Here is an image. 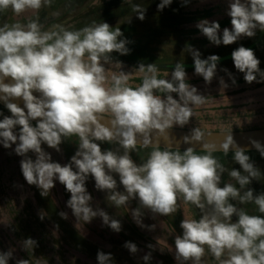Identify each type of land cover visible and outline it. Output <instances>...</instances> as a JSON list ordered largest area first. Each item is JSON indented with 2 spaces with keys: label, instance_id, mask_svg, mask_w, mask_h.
I'll use <instances>...</instances> for the list:
<instances>
[{
  "label": "clouds",
  "instance_id": "clouds-1",
  "mask_svg": "<svg viewBox=\"0 0 264 264\" xmlns=\"http://www.w3.org/2000/svg\"><path fill=\"white\" fill-rule=\"evenodd\" d=\"M172 2L161 0L157 7L162 11ZM51 3L52 0H0V12L11 9L20 15ZM132 10L140 20L145 18V9L139 5H133ZM227 15L232 27L224 28L222 36L216 21L201 19L196 27L217 46L231 45L241 37H254L257 29L264 32V0H231ZM42 27L38 18L26 25L0 26V93L3 94L0 100L11 113L0 120V144L4 148L15 145V153L24 157L20 167L27 184L37 186L42 196H48L58 180L70 193L67 206L77 221L90 223L99 216L115 232L121 230L119 220L100 208L94 210L90 204L92 196L86 188L89 175L95 181V188L107 192V201L117 208L138 198L140 207L132 210V216L141 227H146L141 209L167 217L177 211L178 201L182 199L184 204L199 209L201 215L199 219L185 218L180 223L182 234L174 240L178 264L188 261L202 264L206 248L217 264H264V215H250L230 202L254 203L259 213L264 214V193L254 195L247 188L262 173L246 149L239 147L232 135H227L219 147L204 143L206 154L203 155L192 147L183 152L171 151L169 147L160 150L161 137L168 145L173 143L167 130L174 125H186L195 115L194 107L206 103V97L188 83L184 64L177 62L171 79H164L158 78L159 70L154 63H141L135 71L142 82L133 87L129 83L132 73L109 74L105 68V64L113 63L111 53H129L120 28L96 21L77 30L53 25L52 30L43 31ZM185 51L193 58L195 74L210 83L220 57L209 55L202 59L201 53L191 46ZM231 57L247 83L260 82L257 76L264 80V71L253 49L240 46ZM115 65L121 68L120 62ZM5 78H11V82L5 83ZM221 84L227 87L222 79ZM13 98H22L24 107L10 102ZM106 117L110 119L105 120ZM34 120L35 126L31 123ZM204 135L196 128L191 137L183 139L185 143L201 141ZM73 136L78 137V150L67 164L53 162L42 148L46 144L60 152L64 139ZM104 142L118 147L102 150ZM250 142L264 158V146L257 140ZM137 145L153 149L139 165L130 155ZM230 148L242 171L233 168L228 174L239 188L232 183L221 186L226 169L212 155L218 149L227 154ZM29 152L35 154V160L27 155ZM113 174H118L123 191L117 190ZM242 189H246L243 194ZM60 215L67 218L66 213ZM234 216L237 219L233 222ZM35 245L31 238L23 241L24 249ZM124 247L133 254L138 251L132 242H125ZM11 257V251L0 252V264H8ZM143 259L147 264L151 254ZM97 261L111 264L112 256L98 251ZM16 264H30V261L22 259Z\"/></svg>",
  "mask_w": 264,
  "mask_h": 264
},
{
  "label": "rangeland",
  "instance_id": "rangeland-1",
  "mask_svg": "<svg viewBox=\"0 0 264 264\" xmlns=\"http://www.w3.org/2000/svg\"><path fill=\"white\" fill-rule=\"evenodd\" d=\"M160 2L161 0H52L50 6H43L38 11L28 10L20 15L14 14L11 9L0 12V26L5 23L26 25L29 20L38 18L43 31L52 30L53 25L77 30L93 21L107 22L113 28L121 29V39H126L129 53H111L113 63L105 64V68L109 74L119 71L132 73L129 83L133 87L142 82L135 71L141 63H154L159 70L158 78L164 79H171L173 71L162 69L164 66L175 65L177 62L184 66L194 64L191 54L185 51L188 46L198 50L202 59L209 55L223 56L227 62L217 66L216 75L210 83L195 74L194 69L185 67L188 83L206 97V103L194 107L195 115L186 125H174L172 128H198L209 132L264 129V80L257 76L260 82L247 83L244 73L235 68L231 57L233 50L240 46L251 48L260 60V69L264 71V32L257 29L254 37H241L231 45L217 46L196 25L201 19L216 21L221 26L219 34L222 36L224 28L232 27L231 18L227 15L231 0H187V3L184 0H173L162 11L157 7ZM133 5L145 9L143 20L133 12ZM117 61L121 63L120 69L115 65ZM221 79L227 87L221 84ZM172 95L179 99L177 94ZM1 106L0 120L4 116H11L8 109ZM15 131L18 134L19 126ZM14 148L15 145L4 148L0 144V252H12L8 264H16L22 259H28L30 264H98V251L110 253L111 264H146L143 257L149 253L151 259L147 264H178L175 259V236L182 234L180 223L183 219L200 218L201 211L194 205L184 204L181 199L178 201L177 211L167 217L141 209L142 223L146 226L141 227L132 216V210L140 207L138 198L117 208L107 201V192L95 188L94 179L89 175L86 188L92 196L91 206L94 210L100 208L112 219L119 220L121 230L113 231L99 216L90 223L79 222L67 206L70 193L58 180L48 196H42L37 186L27 184L20 167V161L24 157L18 156ZM42 148L51 155L53 162L64 165L70 162L78 150V141L64 139L60 152L46 144H42ZM228 153L212 154L226 169L221 176V186L232 183L239 188L228 173L233 168L242 169L233 160V152ZM246 154L262 173L259 180L253 179L247 186L254 191V195H259L264 193V158L258 151ZM27 155L33 160L36 158L32 152ZM147 158L148 156L143 161H134L139 165ZM117 186L118 191H123L122 185ZM244 190L246 189L241 190V194ZM230 202L250 215H264L259 213L254 203L241 204L238 200ZM62 212L67 214V218L60 215ZM236 219L234 216L233 222ZM152 225L155 226L154 229L147 227ZM28 238L36 241V245L24 249L23 241ZM125 242L135 243L138 251L131 253L124 247ZM148 245L153 247L149 248ZM186 264L192 262L188 261ZM202 264H217L207 248Z\"/></svg>",
  "mask_w": 264,
  "mask_h": 264
},
{
  "label": "water",
  "instance_id": "water-1",
  "mask_svg": "<svg viewBox=\"0 0 264 264\" xmlns=\"http://www.w3.org/2000/svg\"><path fill=\"white\" fill-rule=\"evenodd\" d=\"M5 83H10L11 78H5ZM36 96H39V93L34 92L33 93ZM0 95H3L0 93ZM10 102L16 103L20 107H24V101L22 98H13ZM0 104L4 107L5 103L0 100ZM7 108V107H6ZM26 111V109H25ZM110 118L106 117L105 120H108ZM34 123H37V121H31ZM104 122V121H102ZM193 130L189 129H179V128H171L167 130V133L169 137L172 139L173 143L171 145H168L166 141L163 140V138H160V148L165 149V147H169V150H179L184 151L188 147L194 148L195 152H205L203 149L204 143H215L217 147L221 143L224 142L227 135H232L234 141L239 147H242L246 149V152H254L257 151L255 147L251 144V140H257L261 143L262 146H264V129H257V130H250V131H236V132H209V131H201L204 133V138L201 141H191L190 143L184 142V137L189 136L191 137ZM155 136V133H153V137ZM137 147H142L141 145H137ZM144 148V147H143ZM148 148H152L149 146ZM229 152H233V149L230 148ZM213 153H224L223 150H216Z\"/></svg>",
  "mask_w": 264,
  "mask_h": 264
},
{
  "label": "crops",
  "instance_id": "crops-1",
  "mask_svg": "<svg viewBox=\"0 0 264 264\" xmlns=\"http://www.w3.org/2000/svg\"><path fill=\"white\" fill-rule=\"evenodd\" d=\"M33 126H35V125L33 124ZM67 139L68 140H72V141H78V137H75V136L70 137V138H67ZM117 147H118V145H116V144H108L106 142L101 143V148L104 149V150L116 149ZM152 150H153L152 148L137 147L135 150H133L130 153V155H131V157H132L133 160L135 159V160H141V161H143L144 158L146 156H148L149 153ZM160 150H161V148H160ZM113 175H114V178L117 180V184H120L119 183V176H118V174H113Z\"/></svg>",
  "mask_w": 264,
  "mask_h": 264
},
{
  "label": "trees",
  "instance_id": "trees-1",
  "mask_svg": "<svg viewBox=\"0 0 264 264\" xmlns=\"http://www.w3.org/2000/svg\"><path fill=\"white\" fill-rule=\"evenodd\" d=\"M226 62H227V60H225V58L223 56H221L218 65L224 64ZM174 67H175V65H170V66H164L162 69H164V70H174ZM185 67H186V69H194V64H187V65L185 64ZM1 107H3V106H1ZM7 111L9 112V110H7ZM31 123L34 124V125L36 124L34 122H31ZM161 150H163V149H161ZM171 151H175V150H171ZM202 153H206V152H202ZM212 154L213 155H217V154H224V153H212ZM227 154H229V153H227Z\"/></svg>",
  "mask_w": 264,
  "mask_h": 264
}]
</instances>
